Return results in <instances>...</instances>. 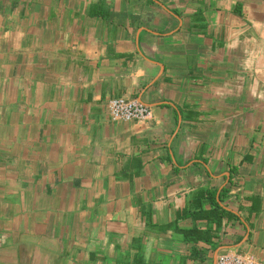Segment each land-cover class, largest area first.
Here are the masks:
<instances>
[{"label":"crops","instance_id":"1","mask_svg":"<svg viewBox=\"0 0 264 264\" xmlns=\"http://www.w3.org/2000/svg\"><path fill=\"white\" fill-rule=\"evenodd\" d=\"M227 251L264 263V0H0V264Z\"/></svg>","mask_w":264,"mask_h":264},{"label":"built area","instance_id":"2","mask_svg":"<svg viewBox=\"0 0 264 264\" xmlns=\"http://www.w3.org/2000/svg\"><path fill=\"white\" fill-rule=\"evenodd\" d=\"M109 111L114 120L145 121L152 117V108L135 98L115 97L109 101ZM217 264H264L252 253L227 251L217 257Z\"/></svg>","mask_w":264,"mask_h":264}]
</instances>
